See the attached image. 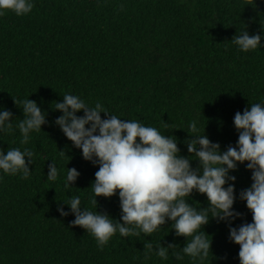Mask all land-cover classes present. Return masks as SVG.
Segmentation results:
<instances>
[{
  "label": "trees",
  "instance_id": "obj_1",
  "mask_svg": "<svg viewBox=\"0 0 264 264\" xmlns=\"http://www.w3.org/2000/svg\"><path fill=\"white\" fill-rule=\"evenodd\" d=\"M244 29L264 36V0H35L27 16H0V108L13 114V131L0 133V150L34 153L28 179L0 172V264H201L171 254L163 260L155 247L145 248L146 242L184 247L170 222L150 235L117 233L101 249L71 225L73 215H59L58 207L70 211L65 204L79 196L82 209L120 222L118 196L97 197V209L91 204L98 167L64 137L54 123L61 113L52 109L66 93L91 106L99 102L121 119L174 136L186 157L184 142L193 135L188 124L196 120L199 134L224 151L238 139L235 113L264 103V47L245 53L230 43ZM27 98L47 113V123L21 144L23 106L13 100ZM51 161L59 169L54 181L47 178ZM191 166L198 168V161ZM71 168L80 175L65 188ZM230 174L237 194L250 187L245 165ZM188 203L208 207L195 192ZM234 208L242 215L233 227L252 222L244 202L237 199ZM203 231L211 240L203 264H239L228 226L210 220Z\"/></svg>",
  "mask_w": 264,
  "mask_h": 264
},
{
  "label": "clouds",
  "instance_id": "obj_2",
  "mask_svg": "<svg viewBox=\"0 0 264 264\" xmlns=\"http://www.w3.org/2000/svg\"><path fill=\"white\" fill-rule=\"evenodd\" d=\"M34 6L35 0H0V16L7 11L27 16ZM262 39L264 36L249 35L244 29L230 43L247 53L264 47ZM13 102L23 106L24 118L17 127L20 143L28 144L31 133L41 132L46 125L47 113L28 98ZM52 110L61 113L54 123L72 147L80 150L83 160L98 167L91 184V204L97 209V197L118 196L120 222L106 213L82 209L79 196L65 204L70 211L57 208L61 217L73 215L71 225L89 233L98 248L117 233L125 238L150 235L170 222L175 236L185 238L184 247L146 242L145 248L151 252L155 247L154 254L163 260L171 254L177 261L187 256L203 264L211 249L210 236L203 228L216 220L228 226L229 241L239 246V264H264V103L235 113L233 126L238 139L235 146L229 145L224 151L219 143L199 134L198 121H190L188 129L193 135L184 142L190 154L187 157L180 155L174 136L134 119H121L101 103L91 106L79 95L66 93ZM79 112H83L82 117L76 115ZM12 116L11 111L0 108V133L13 131ZM60 154L65 156L64 152ZM33 155L28 148L0 150V172L13 176L19 173L22 179H28ZM194 160L199 165L195 169L191 166ZM238 165H245L251 173V185L237 194L236 177L230 173ZM79 175L77 169H67L64 187L69 188ZM58 176L59 169L51 161L47 178L54 181ZM193 192L205 196L208 207L190 205ZM237 199L244 202L252 222L233 227L242 215L234 208Z\"/></svg>",
  "mask_w": 264,
  "mask_h": 264
}]
</instances>
